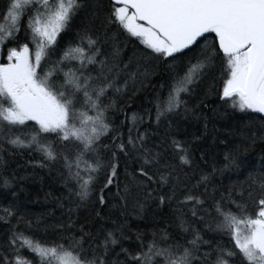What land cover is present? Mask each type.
<instances>
[{
	"label": "snow or ice",
	"instance_id": "6c2138e0",
	"mask_svg": "<svg viewBox=\"0 0 264 264\" xmlns=\"http://www.w3.org/2000/svg\"><path fill=\"white\" fill-rule=\"evenodd\" d=\"M157 74L151 106L126 111ZM210 95L248 121L219 166L181 133ZM258 141L264 0H0V190L35 153L69 201L55 225L0 205V264H264V156L245 155ZM113 199L171 211L147 232L99 211L77 227L76 208Z\"/></svg>",
	"mask_w": 264,
	"mask_h": 264
},
{
	"label": "trees",
	"instance_id": "16d2710c",
	"mask_svg": "<svg viewBox=\"0 0 264 264\" xmlns=\"http://www.w3.org/2000/svg\"><path fill=\"white\" fill-rule=\"evenodd\" d=\"M77 23H79V20H77ZM66 40L67 37H65ZM132 48L133 45L129 44L125 52L130 53ZM125 58H127V55H125ZM160 82L161 76L157 74L151 78L147 90L137 92L131 100H128V96H125L124 99L128 101L126 111L142 112L144 108L150 107L151 105L147 103V100L151 98L154 90H159ZM204 87L205 85L198 87L196 93L188 98L189 106L196 104L202 98ZM204 104L207 105V108L200 112L201 118L199 120L192 117L180 120L181 133L189 138L193 134L198 136L199 140L194 143L196 149L194 155L199 158L201 152L207 153L210 159L216 161L219 166L224 153L237 145L243 148L241 129L247 125L248 121L242 119L243 113L235 112L223 106L215 95L208 96L204 100ZM205 117L207 118L206 121ZM205 123L207 124L206 128ZM262 149H264V145L258 141L245 154L248 161L258 165L261 157L264 156ZM37 158L35 153L31 156L23 153L22 155H15L10 160L8 171L11 173L15 170L17 182L8 190H0V205L6 206L10 201H15L21 206V210L39 215L48 224L55 225L67 218L68 192L61 182L58 168L33 167L29 163L30 160ZM19 177H24V179L21 180ZM217 179H223L225 184L229 182L227 175ZM233 179H235V176H233ZM12 192L16 193L15 197L11 196ZM115 203L113 199L105 205H97L93 208L91 201H89L86 205L75 209L72 213L73 219L78 221L77 227H79V224L86 221H94L96 212L99 211L103 216L110 215L112 219L126 220L128 229L134 234L137 229L147 232L154 224L158 227L160 221L171 211L168 207H160L156 203L149 202L145 204L140 216H137V209L133 206L129 205L127 208H121L114 206ZM122 212L124 213L123 216L121 215ZM0 231H2V228H0Z\"/></svg>",
	"mask_w": 264,
	"mask_h": 264
}]
</instances>
